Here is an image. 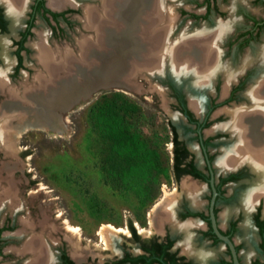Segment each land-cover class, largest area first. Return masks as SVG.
<instances>
[{
  "label": "flooded vegetation",
  "instance_id": "1",
  "mask_svg": "<svg viewBox=\"0 0 264 264\" xmlns=\"http://www.w3.org/2000/svg\"><path fill=\"white\" fill-rule=\"evenodd\" d=\"M51 1L26 0L16 18L0 1V104L10 91L32 89L43 72L32 47L41 34L38 23L47 28L43 43L56 49L54 43L67 42L72 17L89 30L85 1L101 6L100 0H67L56 8ZM226 2L185 0L184 7L181 0H161L173 18L164 40L175 46L212 40L217 57L206 83H198L194 71L174 72L167 61L157 71L142 70L164 91L174 116L166 124L171 147L168 192L154 205L150 221L142 227L129 221L124 231L79 238L62 228L22 231L24 219L13 208L0 223V264H39L41 259L42 264H233L230 247L237 264H264V3L246 0L229 13ZM81 37L80 43L93 39ZM143 40L138 39L146 44ZM236 109L241 110V164L218 166L237 143L224 128ZM32 240L44 254L38 257L24 249Z\"/></svg>",
  "mask_w": 264,
  "mask_h": 264
},
{
  "label": "rangeland",
  "instance_id": "2",
  "mask_svg": "<svg viewBox=\"0 0 264 264\" xmlns=\"http://www.w3.org/2000/svg\"><path fill=\"white\" fill-rule=\"evenodd\" d=\"M184 1L181 0V5L188 7ZM97 4L85 1L82 8L94 9ZM241 4L245 5L246 0H227L223 7L232 13ZM252 11L257 13L259 9ZM72 20L74 25L66 35L67 42L54 43L56 49L51 50L58 51V56L66 50L70 58L80 60L81 36L93 35L94 39L96 34L84 29L83 24L79 26L77 16ZM36 31L46 38L45 25L38 23ZM135 74L127 81L130 86L97 88L68 109L58 110V130L36 126L22 130L18 136L13 127L7 133L3 130L0 170L9 168L8 172H0V187L7 189L9 180L13 182L16 205L0 202V223L6 211L16 208L18 219H24L21 230L35 227L34 230L62 231V228L75 232L69 236L88 238L93 232L101 233L102 237L106 230L124 231L129 221L132 227L135 224L142 227L145 221H150L154 205L168 192L171 147L166 124L174 116L167 110L168 100L156 81L145 77L142 71ZM13 126L16 127V122ZM152 138L154 146L149 143ZM114 143L120 154L111 148ZM153 147L167 174L156 175L158 195L148 205L140 206L133 191L118 190V182H110L108 173L128 168L132 158ZM147 229L151 231L150 226ZM85 244L86 248L90 246Z\"/></svg>",
  "mask_w": 264,
  "mask_h": 264
},
{
  "label": "bare ground",
  "instance_id": "3",
  "mask_svg": "<svg viewBox=\"0 0 264 264\" xmlns=\"http://www.w3.org/2000/svg\"><path fill=\"white\" fill-rule=\"evenodd\" d=\"M0 1L5 5L7 13L16 18L18 15L21 16L20 12L26 0ZM66 2L67 0H52L50 5L57 8ZM100 2L101 10L90 7L84 10L87 29L93 30L96 37L91 40L85 39L81 43L80 60L70 58L66 50L61 51L63 54L60 53L59 57L57 50L55 52L46 47L41 34L32 44L43 72L36 75V85L32 89L25 87L20 93L10 91L8 99L0 104V122H4V125L0 126V140H4L3 130L7 133L11 127L15 129L13 133L17 136L22 130L36 126L58 130L60 129L57 123L58 110L68 109L79 100L88 97L97 88L130 86L127 81L135 73L142 70L157 71L165 61L179 74L185 69L190 70V73L194 71L195 75H192L198 83H206L211 79L215 72L217 57L214 41L204 44L193 41L181 46L167 43L164 38L173 18L171 12L162 6L161 0H100ZM134 32H137L136 36ZM138 39H145L146 44L139 43ZM261 59L264 61V51ZM227 71L226 76L230 79L232 75ZM192 106L194 109L197 107L195 103H192ZM258 107L262 109V106ZM240 111L236 109L229 112L231 120L224 128L236 136L237 143L234 145L235 148H232L233 151L224 154L218 166L230 167L241 164ZM14 122L16 127L13 126ZM8 168L5 167L0 172H8ZM9 183L7 189L0 191V202L14 206L16 203L14 184L10 180ZM36 240H32V244L27 243L24 249H29L39 257L44 251ZM43 262L41 259L39 264Z\"/></svg>",
  "mask_w": 264,
  "mask_h": 264
},
{
  "label": "trees",
  "instance_id": "4",
  "mask_svg": "<svg viewBox=\"0 0 264 264\" xmlns=\"http://www.w3.org/2000/svg\"><path fill=\"white\" fill-rule=\"evenodd\" d=\"M133 137L136 138V140L139 139L138 135L135 133ZM152 139L153 140L149 141V143L154 146L155 138ZM114 144L115 145H111V148L115 154H120L119 146L116 143ZM122 151L121 153L124 154L125 150ZM144 152L145 154H141L135 159L132 158L133 160L128 164V168L118 169L108 173L110 182H118V190L127 189L133 191L140 206L148 205L151 201H154L158 195L156 175L160 173L166 176L167 174L166 168L159 161L155 147Z\"/></svg>",
  "mask_w": 264,
  "mask_h": 264
},
{
  "label": "water",
  "instance_id": "5",
  "mask_svg": "<svg viewBox=\"0 0 264 264\" xmlns=\"http://www.w3.org/2000/svg\"><path fill=\"white\" fill-rule=\"evenodd\" d=\"M261 1L264 3V0H261ZM218 237H219V239H221L222 241L228 243L226 239H224V238H222V237H220V236H218ZM228 244H229V243H228ZM230 250H231V255H232V261H233V264H237V262H236V260H235L234 253H233L231 247H230Z\"/></svg>",
  "mask_w": 264,
  "mask_h": 264
}]
</instances>
